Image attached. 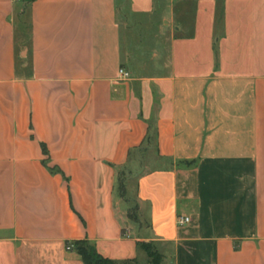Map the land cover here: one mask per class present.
I'll return each instance as SVG.
<instances>
[{
  "label": "crops",
  "instance_id": "obj_1",
  "mask_svg": "<svg viewBox=\"0 0 264 264\" xmlns=\"http://www.w3.org/2000/svg\"><path fill=\"white\" fill-rule=\"evenodd\" d=\"M80 241L264 264V0H0V264Z\"/></svg>",
  "mask_w": 264,
  "mask_h": 264
},
{
  "label": "trees",
  "instance_id": "obj_2",
  "mask_svg": "<svg viewBox=\"0 0 264 264\" xmlns=\"http://www.w3.org/2000/svg\"><path fill=\"white\" fill-rule=\"evenodd\" d=\"M122 195L124 193V186H121ZM130 219L137 221L135 211L130 212ZM76 249L80 254L84 264H128V262H117L100 255L94 247L87 241L76 242ZM141 248L147 253L150 258V264H160L161 255L155 250L154 246L150 243H141Z\"/></svg>",
  "mask_w": 264,
  "mask_h": 264
},
{
  "label": "built area",
  "instance_id": "obj_3",
  "mask_svg": "<svg viewBox=\"0 0 264 264\" xmlns=\"http://www.w3.org/2000/svg\"><path fill=\"white\" fill-rule=\"evenodd\" d=\"M120 74L122 75L123 78H129L130 77V74L127 71H125L124 69L120 70ZM189 221H190V218H188V217H180L178 220V223H179V225H184V224H187ZM73 248H74L73 244H69L66 247L67 251H70Z\"/></svg>",
  "mask_w": 264,
  "mask_h": 264
},
{
  "label": "rangeland",
  "instance_id": "obj_4",
  "mask_svg": "<svg viewBox=\"0 0 264 264\" xmlns=\"http://www.w3.org/2000/svg\"><path fill=\"white\" fill-rule=\"evenodd\" d=\"M134 62L137 63L136 60H134ZM142 71H144L145 73L149 72V67H143Z\"/></svg>",
  "mask_w": 264,
  "mask_h": 264
}]
</instances>
